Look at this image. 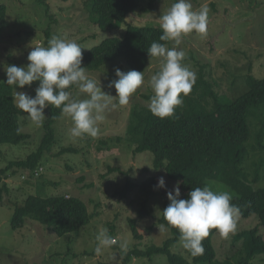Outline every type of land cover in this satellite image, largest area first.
Returning a JSON list of instances; mask_svg holds the SVG:
<instances>
[{"label": "rangeland", "instance_id": "obj_1", "mask_svg": "<svg viewBox=\"0 0 264 264\" xmlns=\"http://www.w3.org/2000/svg\"><path fill=\"white\" fill-rule=\"evenodd\" d=\"M150 1L140 0L137 11L128 17V21L138 26H159V17L176 2L157 0L155 8L149 12ZM87 2L88 0L47 1L54 19V27L49 30L50 37L58 35L75 40L84 48L82 53L107 38L123 37L125 31L123 27L121 30H101L94 26L86 8ZM191 3L194 9L204 5L209 8L206 34L201 36L192 33L184 36L180 45L171 41L167 47H176L177 50L185 52L183 63L197 74V79L204 74L208 81L215 83L220 94L233 97L235 87L242 85L236 82L237 79L250 73V68L255 76L264 78V0H191ZM0 5L8 8V25L3 32L7 34L0 38V83H3L7 79L6 66L21 67L30 63L27 56L32 43L33 46L47 45L50 39L47 30L51 18L47 14L48 8L40 5L38 0H0ZM117 67L123 72L131 71L123 58L105 64L98 72L87 70L89 77L97 82L100 80L102 90L113 96V103H118L115 98L117 93L108 84L118 79L115 76ZM159 70L160 58H155L144 73L145 83L142 88L131 97L128 105L118 106L106 113L105 120L99 125L101 134L96 138H72L69 134L72 121L69 117L62 116L55 125L59 143L46 162L42 175L31 181L34 185L22 178V171L8 180L9 187L14 192L12 195L18 197L17 200L12 199L18 202H23L28 195L47 197L70 194L81 198L88 205L92 222L80 231L62 238L56 236L49 226L30 217L23 229L14 230L11 222L15 204L4 203L0 205V264H123L126 257L119 248L121 240L127 241V252L136 249L146 251L153 245H163L172 236L166 227L159 230V220L163 215L165 196L174 189L177 182L170 180L164 170L155 169L154 155L151 152L136 154V146L126 137L132 110L136 105L148 107L154 94L150 79ZM38 86L37 81L23 89L17 87L15 91L34 97ZM72 92L74 98H84L78 89L75 88ZM49 107L45 109V120ZM27 116L22 118L23 132L30 134L32 138L21 147H0V171L9 161L25 160L42 142L45 120L37 126ZM250 121L254 133L250 148H253L256 144L255 134L261 125L254 118ZM103 141L108 143L107 147L101 144ZM63 147H75L80 151L77 154L60 156ZM262 159L264 152L259 153L252 149L246 162L247 170L254 174L255 164ZM152 177L158 180L164 177L166 187L158 188L156 195L148 197L140 191L139 186ZM128 182L135 187L131 188L126 197H122L120 192L126 188ZM205 184H212L216 191L231 192L226 184L216 180H209ZM256 187H264V171ZM180 198L186 199L187 194L181 192ZM144 205L149 214L140 218L139 212ZM157 210L161 212L158 215ZM131 220L137 221L141 239L135 237ZM259 225L257 216L245 219L240 215L234 233L227 237L217 233L213 242L219 260L224 262L229 258L234 236ZM105 229L117 239V244L102 250V254L97 256L94 251L97 246L96 236ZM261 233L264 234V231L261 230ZM172 250L193 264L189 253L180 243ZM129 264H168V261L164 256H155L152 259L134 256ZM252 264H264V256H260Z\"/></svg>", "mask_w": 264, "mask_h": 264}, {"label": "trees", "instance_id": "obj_2", "mask_svg": "<svg viewBox=\"0 0 264 264\" xmlns=\"http://www.w3.org/2000/svg\"><path fill=\"white\" fill-rule=\"evenodd\" d=\"M47 1L38 0V3L46 6L49 11ZM139 2L140 0H88L86 8L94 26L101 30L125 29L123 37L107 38L83 53L82 62L88 71L98 72L105 64L123 58L131 70L146 73L151 61L155 59L150 61L147 53L151 43H171L159 41L163 34L160 25L138 26L128 21V17L137 11ZM156 3L157 0L150 1L149 12L153 11ZM47 14L51 18L47 30L50 37L49 30L54 27V19L50 11ZM7 16V6L0 5V38L7 34H3L8 25ZM236 82L242 85L238 84L234 89V96L229 97L220 94L215 83L201 74L191 93L183 97V105L176 109L173 117L160 119L147 106L136 105L126 132L127 140L136 146L135 153L151 152L154 155L155 169L164 170L170 180L180 182L181 192L187 194L186 199L193 188L203 187L207 181L216 180L231 189L232 203L240 208L243 218L257 216L260 220L257 228L233 237L229 258L224 262L219 260L213 242L217 231L211 230L203 241L204 254L193 257L189 253L193 264H252L257 258L264 256V234L261 233V230L264 231V187H256L264 171V159L255 164L254 174L246 168L252 149L264 152V78L255 76L250 68V73ZM241 92L243 93L240 94ZM14 93V86L0 83V147H21L32 138L30 134L23 132L22 118L28 114L15 107ZM47 113L44 136L39 148L25 160L7 162L8 165L0 171V205L15 204L11 222L14 230L23 229L30 217L49 226L56 236L62 238L91 224L92 215L86 202L70 194L47 197L28 195L23 202H18L12 199L17 200L18 197L12 195L14 192L8 184V180L19 171H22V178L27 183L44 172L46 162L59 143L55 125L62 118L60 109L53 106L48 108ZM253 118L260 122L261 128L255 134L256 144L250 148L254 137L250 121ZM101 144L107 147L108 143L103 141ZM79 151L75 147H63L59 155L77 154ZM157 185L158 178L152 177L139 188L145 195L152 197L157 194ZM132 187L135 186L128 182L120 192L121 196L126 197ZM165 198L164 209L170 204L167 194ZM147 214L149 211L144 205L139 216L144 218ZM131 224L135 237L141 239L137 221L131 220ZM159 225L168 228L172 236L161 246L153 245L146 251L136 249L126 252L123 264H129L134 256L148 259L164 256L168 264H191L190 260L172 250L179 244V231L169 228L163 215Z\"/></svg>", "mask_w": 264, "mask_h": 264}, {"label": "clouds", "instance_id": "obj_3", "mask_svg": "<svg viewBox=\"0 0 264 264\" xmlns=\"http://www.w3.org/2000/svg\"><path fill=\"white\" fill-rule=\"evenodd\" d=\"M209 8L204 5L194 9L191 0H176L166 13L159 17L162 35L159 41L182 43V38L192 33L205 35L207 32ZM27 66H6V83L15 89L31 86L39 82L35 96L15 91V107L27 118L39 126L45 120V109L53 106L60 109L62 116L69 117L73 126L69 130L72 138L89 136L96 138L101 134L100 124L106 113L129 104L131 97L145 83L144 72L136 70L123 72L115 69L118 79L112 80L109 88L116 90L118 103H113V96L102 90L99 80L90 78L87 69L82 67L84 49L75 40L53 35L46 46H29ZM150 61L160 58V70L151 76L150 86L153 95L148 102L149 111L160 119L173 117L178 107L183 105L197 81V74L183 62L185 52L176 47L169 48L165 43L153 41L147 50ZM78 89L83 99L74 98L72 89ZM158 188H165L164 177L158 180ZM180 182L172 191L167 192L170 201L162 214L169 228L179 231V243L193 257L203 255V241L215 229L222 237H227L237 229L240 208L232 203L233 193L229 190L216 191L212 184L195 187L188 193V199H181ZM159 210H157V215ZM164 225H160L162 231ZM95 254L117 244V239L101 230L96 236ZM119 248L126 253L128 243L119 242Z\"/></svg>", "mask_w": 264, "mask_h": 264}, {"label": "built area", "instance_id": "obj_4", "mask_svg": "<svg viewBox=\"0 0 264 264\" xmlns=\"http://www.w3.org/2000/svg\"><path fill=\"white\" fill-rule=\"evenodd\" d=\"M38 175V174H37Z\"/></svg>", "mask_w": 264, "mask_h": 264}]
</instances>
